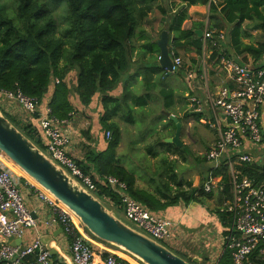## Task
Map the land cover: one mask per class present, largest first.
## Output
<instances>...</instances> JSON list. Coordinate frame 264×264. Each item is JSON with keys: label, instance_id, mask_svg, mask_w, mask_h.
Instances as JSON below:
<instances>
[{"label": "trees", "instance_id": "16d2710c", "mask_svg": "<svg viewBox=\"0 0 264 264\" xmlns=\"http://www.w3.org/2000/svg\"><path fill=\"white\" fill-rule=\"evenodd\" d=\"M155 0H10L3 4L0 0V92L20 94L35 101L38 105L51 90L48 103L52 115L61 121H67L74 113L71 103L75 95L79 103L87 106L98 94L103 108L100 117L102 128L110 133L107 150L103 153H87L85 162L75 163L82 172L90 175V164L98 178L113 176L124 182L129 195L147 207L159 212L182 202L185 206L206 200L214 201L213 213L222 227L230 226V217L221 213L220 207L226 198L231 197L230 175L225 167H208L213 178L220 176L223 190L220 193H204L202 185L192 188V182L177 178L173 170H167V183L151 191L135 186L134 174L118 164L115 150L120 137L119 130L110 119L130 101L135 106H145L143 97L133 96L128 86H123L120 98L112 97L121 76L129 69L132 41H142L143 54H158L159 50L142 29ZM182 5L175 12L163 16V29L171 37L168 42L170 56L179 52H193L202 57L203 39L192 30L182 28L187 18V8L192 5L209 4L208 31L217 35L230 26L227 37L229 47L235 55H248L258 61L264 53V41L257 45L244 43L247 33L243 29L245 22H254L264 38V0H181ZM63 3L66 13L62 17L65 27L59 31L53 9ZM200 26L203 23H199ZM60 33V35H58ZM218 53L214 51L210 59L214 61ZM157 59V57H156ZM74 72L76 81L67 86L65 79ZM178 72V71H177ZM165 72L158 66L145 68L143 80L147 90L154 75ZM54 79L57 84L52 83ZM130 122V114L126 117ZM12 164V163H11ZM13 165V164H12ZM14 166V165H13ZM15 167V166H14ZM242 175L255 183L264 181V167L255 163H243L236 167ZM88 171V172H87ZM205 181V180H204ZM173 186H170L169 184ZM203 184V183H202ZM184 189H186L184 191ZM99 194H107L100 191ZM156 197L160 198L157 199ZM106 253L104 254V256ZM253 264H264L261 259L251 257ZM218 264H231L230 252L225 249Z\"/></svg>", "mask_w": 264, "mask_h": 264}, {"label": "crops", "instance_id": "0c3cea01", "mask_svg": "<svg viewBox=\"0 0 264 264\" xmlns=\"http://www.w3.org/2000/svg\"><path fill=\"white\" fill-rule=\"evenodd\" d=\"M181 5V0H155L152 11L148 14L142 25V29L152 42L160 37L161 32L166 31L163 29L162 24L166 16L162 15L163 13L160 12L159 7H162L165 15H169L174 13L175 9ZM186 15L187 18L182 28L192 30L194 33L195 31H201L202 33L200 37L203 39L202 57L198 58L193 52L188 51L185 53L181 51L178 53V56L184 53V62L181 69L178 72L174 71L166 75V71L158 63L159 53L156 55L143 54V51L140 49L143 42L135 38L131 45L133 51L131 52L129 69L121 76L118 86L110 92L112 97L120 98L123 86L127 85L128 91L133 96L143 97L146 103L145 106L141 107L135 106L128 101L127 106L121 108L120 112L110 119V122L115 123L119 130L120 141L115 152H117L123 137H125V131L131 132L130 136L132 139H130L131 142L129 144L132 146L139 145L136 142L139 139L143 142L144 146L145 140L151 139V137L154 138L157 135L160 137L157 143L156 137L154 143L147 140L150 148H143L150 161L153 163L158 162V165L155 166L154 176L146 178L144 182L142 178L139 179L134 174L135 186L150 193L167 183V170H173V173L177 176V169L174 166H167L169 163L175 161L186 162L189 159V141L193 150L202 158L203 167L206 170L209 167L203 158V154L216 140L217 133L214 127H216L222 116L216 115V112H213L210 104L207 103V97H214L224 86L232 87L231 75L228 69L222 65L221 61L228 59L238 65H250L254 67L264 65V53L258 61H254L248 55H235L233 53L229 47L227 37L230 26L226 25V31L224 29L223 32L217 35H214L213 31H208L209 4L189 6ZM199 23H203V25L200 26ZM246 33L248 35L247 38L242 39L244 43L257 45L264 41L262 35V41L257 43L249 42L247 39H250L251 35L248 32ZM170 37L171 35L168 33V42ZM214 51L218 53V62H215L217 58L214 61L210 59ZM170 57L172 58L173 56ZM205 64L208 65L209 71L205 69ZM153 65L161 68L165 72V75L163 77L160 74L154 75L153 80L149 83V85H154V88L147 90V84L143 80L144 71L145 68ZM200 71L203 72L204 80L205 78L210 79L207 86L204 85V88H206L205 98L202 93L203 83L199 82L197 76ZM189 73H192L191 78L188 77ZM172 76H177L181 84L176 79H172ZM75 81L74 72H71L65 79L68 87L70 84H74ZM51 82L54 83V81ZM51 90L44 97L42 103L39 104V110L44 105H48L52 95ZM190 97L197 99L198 103L195 106H191L189 103ZM75 102L77 105L71 99L74 113L69 120L65 121L62 129L69 139L66 151L67 156L75 163H82L85 162L87 153L105 152L110 140L106 139V132L103 130L100 121L103 108L99 95L96 94L87 106L81 105L77 98ZM194 109H199L200 111L197 112ZM258 112L260 114L261 134L264 142V103L260 105ZM0 113L6 118L9 117V121L16 125L15 127H18L19 129H17L41 150V130L36 116L28 115L14 98L11 99L1 92ZM128 113L130 114V122L127 123L126 117ZM168 115L172 116L181 125V146H175L164 141L173 137L175 133V123L167 117ZM146 130L150 132L149 136L147 133L144 135ZM186 130H188L187 135L184 133ZM254 145L246 141L244 148L251 155V163L264 167V144H256L255 149ZM115 156L118 164L128 171L125 164H121L118 156ZM198 158L196 157V159ZM84 165L89 167V172H87L90 175H96L90 164L85 163ZM164 167H167L165 173L163 172ZM7 169L13 173L11 175L14 180L16 177L15 182H17V187L36 223L35 227L26 230L25 235L20 238V241L18 239H8L7 242L11 245L23 247L33 239L38 238L51 255L53 261L69 263L68 239L64 237L59 226L55 224L48 226L46 224L53 217L51 209L38 200L33 185L30 182L15 174V170L17 171L16 167L13 169L8 165ZM208 174L210 172L205 173L202 178L205 179ZM177 178L184 182H189V180L181 179L178 176ZM169 185L173 186L171 183ZM160 201L162 202L161 199ZM119 212L122 214L120 210ZM156 213L162 214L174 223L171 237L165 243L166 248L191 264H218L223 256L225 246L224 236L227 228L222 227L218 217L213 212L211 214L213 217L210 216L207 206L200 203H191L185 206L182 202H178ZM15 240L19 242H15ZM1 241H3L2 237H0ZM203 243L204 246H202ZM95 247L100 249L99 246ZM204 248H206V251H204ZM97 254L98 256L100 255L98 252ZM124 256L126 257L125 254ZM97 263L98 259L95 260L94 264Z\"/></svg>", "mask_w": 264, "mask_h": 264}, {"label": "built area", "instance_id": "2783aa9c", "mask_svg": "<svg viewBox=\"0 0 264 264\" xmlns=\"http://www.w3.org/2000/svg\"><path fill=\"white\" fill-rule=\"evenodd\" d=\"M172 62L173 72L179 71L182 67L181 58L173 56ZM221 63L231 75L232 87L224 86L214 97H207V103L213 112L222 117L214 127L217 138L203 154V158L207 165L215 163V168L225 167L230 175L231 197L222 202L219 210L230 217V226L224 236V251L226 249L230 252L231 264H253L252 256L261 259L264 257V181L255 183L242 175L236 167L251 163V155L244 148L246 141L253 145L264 144L258 112L260 105L264 103V65H238L228 59ZM188 77L191 78L192 73ZM58 82L54 80L55 84ZM1 93L14 98L28 115L37 117L41 146L49 159L67 170L102 204L105 203L111 210H120L134 230L165 246L172 234L173 221L150 211L132 198L126 184L118 178H98L96 175L84 174L67 156L69 139L62 129L65 121L56 119L48 105L39 110L35 101L20 94ZM189 103L195 106L198 101L190 97ZM105 136L107 140L110 139L109 132ZM8 163V159L0 152V237L3 238L0 242V264H94L96 259L97 264H142L130 259L129 255L125 257L109 250L107 244L91 237L73 212L22 174L18 176L33 185L38 200L53 213L46 224L59 226L68 239L70 262L53 261L38 238L23 247L9 244L8 239L22 238L26 230L35 227L36 223L24 203L15 175L14 180L11 175L13 173L7 169ZM202 190L204 193L222 192L220 176L213 178L211 173L208 174L203 181ZM100 191H106L107 194H99ZM97 252L100 253L99 256Z\"/></svg>", "mask_w": 264, "mask_h": 264}, {"label": "water", "instance_id": "95a60500", "mask_svg": "<svg viewBox=\"0 0 264 264\" xmlns=\"http://www.w3.org/2000/svg\"><path fill=\"white\" fill-rule=\"evenodd\" d=\"M195 33L198 37L202 35L201 31ZM154 43L159 50L160 67L166 71V75L173 73V62L168 51V33L161 32ZM167 117L175 123V133L164 141L181 146V125L172 116ZM0 152L27 178L73 212L91 237L124 251L142 264H191L164 245L125 224L78 182L79 186L71 183L65 170L49 159L1 113ZM208 166L214 169L215 163Z\"/></svg>", "mask_w": 264, "mask_h": 264}, {"label": "rangeland", "instance_id": "374dc122", "mask_svg": "<svg viewBox=\"0 0 264 264\" xmlns=\"http://www.w3.org/2000/svg\"><path fill=\"white\" fill-rule=\"evenodd\" d=\"M9 2H10V0H1V3H3V4L8 3V10H11V5L9 4ZM65 13H66V8H65V5L63 3H61L60 5L58 4L53 9V16L56 19V23H57V27L59 28V31H61L65 27V23L62 19V17L64 16ZM254 26H255L254 22H245L243 24V29L245 30V32H248L251 35V38L247 39V40H249V42H252V43H257V42L262 41L263 38H262L261 31L259 29H255ZM226 29L227 28H225V31H226ZM58 35H60V33H58ZM183 54L179 55L182 63L184 62L183 61L184 60ZM204 66H205V69L207 71L210 70L208 65L205 64ZM197 76H198L199 82L203 83L202 93H203V97L205 98V94H206L205 89L206 88H204V85L207 86L210 79L205 78V80H204L202 71H200V73L197 74ZM172 79H176L178 81L177 76H172ZM178 83L181 84V82H179V81H178ZM70 86H73V85L70 84ZM71 99L74 101V104H76V102H75L76 96L72 95ZM2 116H4V115H2ZM7 118L9 120V117H7ZM13 126H16V125L13 124ZM189 132H190V129H189ZM146 133L149 136L150 132L148 130L145 131L144 135H146ZM184 133L187 135L188 130L184 131ZM124 135H125V137H123L121 144H120V147L118 148L117 152H115V155L118 156V159H119L121 164H125V166L127 167L128 171L130 173L137 175L138 176L137 178H139V179L142 178L145 182L146 178H150V176L151 177L154 176L153 174L155 171V166L158 165V162L153 163L152 161H150L147 158L146 153L144 152L143 148H145V149L150 148L149 143H147V140H150L151 143H154L156 141V138H157V141H156V143H157L160 140V137L157 135V136H154V138L151 137V139L145 140L144 146H143V142L139 139L136 141L137 143H139V145L132 146L129 144L131 142L130 139H132V137L130 136L131 132L125 131ZM255 146L256 145H254V149H255ZM188 148H189V157H188L189 159L186 162H176L175 161V162L169 163L167 167H173L174 166L177 169V173H178L177 176L180 177L181 179L191 181L192 182V188H195L197 186L200 187L202 185L203 181L205 180L202 177L204 176L205 173H208V172H207L206 168L203 167L202 158L199 155H197V153L193 150V147H192L190 141H189V147ZM196 157H199V158L196 159ZM8 164L10 167H12L14 169V167L10 164V162ZM167 167L163 168L164 173H165ZM65 172L67 175L70 176V180H71L70 182L73 183L75 186H79L77 181L70 175V173L67 170H65ZM15 174L19 175L21 173L15 170ZM185 190L186 189H184V191ZM215 200H216V197H215ZM215 200L214 201H209V200L205 201V204H207L209 207L208 212H209L210 216H212L211 214L213 212V208L216 206ZM103 205L107 210L113 211V214L116 217H118L121 221H123L128 226L132 227V225L123 217V215L117 209L112 208V210H111L105 203H103ZM218 237H219V235H218ZM202 246H204V243L202 244ZM107 248L111 251H115L117 253H120L123 256L125 254L124 251H121L118 248L111 247L109 245ZM204 251H206V248H204ZM127 255H129V254L126 253V256ZM129 257H130V259H132L134 261H138L130 255H129Z\"/></svg>", "mask_w": 264, "mask_h": 264}, {"label": "bare ground", "instance_id": "6f19581e", "mask_svg": "<svg viewBox=\"0 0 264 264\" xmlns=\"http://www.w3.org/2000/svg\"><path fill=\"white\" fill-rule=\"evenodd\" d=\"M16 167V166H15ZM17 168V167H16ZM17 171L20 172L21 174H23L24 176H26L23 172H21L18 168H17ZM27 177V176H26ZM29 179V178H28ZM31 180V179H29ZM32 181V180H31ZM120 250V249H119ZM122 251V250H121Z\"/></svg>", "mask_w": 264, "mask_h": 264}, {"label": "clouds", "instance_id": "9594fccd", "mask_svg": "<svg viewBox=\"0 0 264 264\" xmlns=\"http://www.w3.org/2000/svg\"><path fill=\"white\" fill-rule=\"evenodd\" d=\"M41 150H42V152H43V149H42V147H41ZM44 153V152H43Z\"/></svg>", "mask_w": 264, "mask_h": 264}]
</instances>
